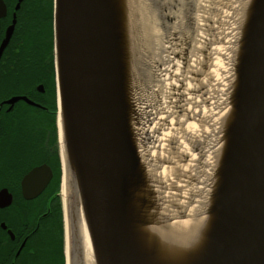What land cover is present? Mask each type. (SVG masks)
<instances>
[{
	"label": "water",
	"instance_id": "95a60500",
	"mask_svg": "<svg viewBox=\"0 0 264 264\" xmlns=\"http://www.w3.org/2000/svg\"><path fill=\"white\" fill-rule=\"evenodd\" d=\"M127 2L53 0L59 155L61 128L77 193L61 201L69 264L81 258L78 199L95 264H157L156 241L166 237L154 229L188 218L193 209L163 194L164 177L158 183L153 173L164 164L153 154L155 140L146 139L149 167L141 166L129 131L130 123L140 125L131 113L134 105L143 108L150 100L138 105L129 91L127 58L135 26ZM13 27L14 20L0 42V56ZM239 30L227 92L230 111L221 127L225 133L208 199L188 218L196 225L189 244L181 245L186 251L195 241L186 264H264V0H251ZM50 176L46 165L33 168L21 181L23 197L37 196ZM10 203L7 190H0V208Z\"/></svg>",
	"mask_w": 264,
	"mask_h": 264
},
{
	"label": "rangeland",
	"instance_id": "374dc122",
	"mask_svg": "<svg viewBox=\"0 0 264 264\" xmlns=\"http://www.w3.org/2000/svg\"><path fill=\"white\" fill-rule=\"evenodd\" d=\"M156 1L165 14L172 17L170 20L162 19L157 12V20L152 28L151 36L148 34L150 30L147 31L142 26L140 27L132 17V23L137 24L143 32L137 33L135 30L137 26L134 28L131 26L132 48L127 58L129 61V70H127L129 91L138 105L147 100H160V106L157 108L161 114L158 115L164 117L166 121L158 119L159 127L162 128L164 134L160 143L157 141L153 143V154L160 157L165 165L172 166L171 172L164 178L163 194L168 199L183 203L185 206L191 204L190 207H195V210L199 211L201 204L208 199L212 170L217 164L222 146L219 135L222 123L230 111L229 103L226 101L229 85L234 75L231 68L233 53L236 49L235 42L240 32L239 26L245 19L246 9L251 0ZM159 6H157L158 10H160ZM198 14L202 16L200 22H196ZM227 21L231 23L230 31L229 29L224 30ZM188 35H192L191 39L196 36L208 45V49L215 48L219 53V60L223 58L222 65L217 64L210 71L211 73L206 75L207 79L205 78L204 81L200 80L204 77L201 72L196 76L198 80L190 78L193 74L185 72L183 59L175 51L182 39H186ZM191 42L189 41V44L184 46L187 51L191 50L189 49L192 46ZM156 59L164 67L169 65L168 69H177L182 79L187 76L189 86H197L200 80L204 87L202 93L200 89L197 90L199 85L195 88L196 91L190 93L189 90L184 97L177 98L176 95L170 94L172 79L165 72L155 76L152 63ZM189 64H192L190 60H188ZM173 99L178 102L180 100L178 103L180 107H176L175 102H172ZM153 104L155 105L156 102ZM182 108H186L188 112L185 120L194 125L193 130L187 131V135L184 132L175 133L178 129L175 117L182 116L185 112L181 110ZM156 121L157 117L154 118V122ZM59 167L61 168L60 157ZM61 174L62 171L58 183L60 204L62 201ZM12 216L15 217L13 219H17L19 214L13 211ZM62 253L63 264H66L64 231L62 232Z\"/></svg>",
	"mask_w": 264,
	"mask_h": 264
},
{
	"label": "flooded vegetation",
	"instance_id": "af4514ba",
	"mask_svg": "<svg viewBox=\"0 0 264 264\" xmlns=\"http://www.w3.org/2000/svg\"><path fill=\"white\" fill-rule=\"evenodd\" d=\"M0 2L3 4L0 5V42L14 20L7 44L15 34L12 49L22 42L20 38L29 23L33 26L37 20L46 21L48 17L47 0H21L17 8L18 0ZM49 40L47 32L37 39L39 61L13 59L11 54H4L7 46L0 56V190H7L11 196V203L0 208V264H37L38 198H53L59 194V189L54 188L61 168H57L60 156L56 88L54 64L47 50ZM15 97L26 100L18 98L11 104L6 102ZM40 165H46L51 176L37 196L25 199L21 181ZM13 211L19 214L17 219H13Z\"/></svg>",
	"mask_w": 264,
	"mask_h": 264
},
{
	"label": "bare ground",
	"instance_id": "6f19581e",
	"mask_svg": "<svg viewBox=\"0 0 264 264\" xmlns=\"http://www.w3.org/2000/svg\"><path fill=\"white\" fill-rule=\"evenodd\" d=\"M127 3H128V7L130 8L133 21H136L140 25V27L142 26L145 30L147 31L150 30L148 33L150 34V36L153 32L152 28L154 26V23L157 20L156 19L157 12H159V15L161 16L162 19L167 18L168 20H170L172 17L167 13L165 14V11H163V9L160 8L161 6H159L161 11L158 10L157 9L158 5H156L155 0H128ZM196 18H197L196 22H200L202 20V16L199 14L197 15ZM134 26H137V28L135 29L137 33L143 32L137 24H134ZM228 29L229 31L231 29V23L229 21H227V24L224 27V30H228ZM191 38H192V35L190 36L188 35L186 39H182L181 43L179 44V47L177 48V50L175 49V51L176 53L178 52V54H180V57L183 59L182 63L184 64L185 72L188 74H193V77H190V78L192 80L194 79L198 80L196 76L198 75L199 72H201V74H203L204 77H201L200 80L204 81L205 78L207 79L206 75L210 74L211 73L210 71H212L213 68L217 66V64L219 66L222 65L223 58H220L219 60L218 51L215 48L208 49L207 48L208 45L202 42L200 39H197L196 36L194 39H191ZM137 40L140 41V39L138 38ZM189 41L190 42L192 41L191 42L192 46L191 48H189L191 50L187 51L184 48V46L188 45ZM238 54L236 53L237 55L236 58H238ZM171 60H173V58H171ZM188 60H190L192 64L188 65ZM175 64H177L176 61H175ZM152 65H154L153 69L155 72V76L158 74L161 75L163 74V72H165V74L171 77L173 85H172V88H171L172 91L170 94H173L174 96L176 95L177 98L184 97L185 94L189 93L188 92L189 90H190V93H192V91H196L195 88L198 87L199 85L200 86L197 88V90L200 89L202 93V88L204 87H202V83L200 80L198 81L199 84H197V86L196 85L189 86V83H188L189 78L185 76V78L182 79L181 74L179 75L177 73V69H174V70L168 69L167 67L169 65L167 67H164L160 65V62L157 59L152 63ZM232 84L233 83L231 81V86ZM153 102H156V104L154 105ZM172 102H175L176 107H180V105H178V103H180V100L178 102V100L174 101L173 99ZM157 106L159 108L160 100L153 99L151 101H147L146 103H144L143 108H141L140 106L136 107V105H134V108H132L131 110L132 111L131 113H133V115L135 116L134 119H136V122L138 123L137 125L139 124L140 125L135 126L132 123H130L129 131L133 136L134 143L137 144L136 146L137 153H138L137 155L139 157L140 164L141 166L145 165V167L148 166L147 156H148V149H149V146L146 145V139H149L150 137H152V140H155L158 143H160L162 136L164 134L162 132L163 131L162 128L159 127L158 119H161L163 121L165 120V118L164 117L162 118L158 115L161 113L158 112L159 109L157 108ZM187 109L186 108L181 109L182 111H185L184 113H182V116H178V117L174 116L177 120L176 123L178 124V129L175 130V133L177 134L184 132L185 135H187L186 134L187 131L189 132L190 130H193L194 128V125L192 122H188L185 120V117L188 115ZM155 117H157V121L153 122V124L149 126V124L152 122V120ZM170 121L172 120L170 119ZM145 122L148 123L147 128H146ZM220 132L222 134L220 133L219 137L225 133L224 127L220 129ZM143 145H145V147ZM60 154H61L60 157H61V162H62V175H61L60 190H61V197H62L63 203H65L66 199L68 198L71 192L76 193V183H75V179L73 176V172L71 168L69 167L67 160H66L65 150L62 144L61 128H60ZM149 159H150V162L155 161L154 157L149 158ZM171 169H172V166L170 167L164 164H159V166L156 165L153 173H155L154 174L155 178L158 179L157 182L159 183L160 182L159 180L162 181L160 177L165 178L169 174V172H171ZM77 203H78V209H79L78 227H79V232H80L79 240H80V255H81V258L78 264H95L92 243H91V240L88 234V230L85 224L84 217L82 215L81 204L79 202V199L77 200ZM188 213H189L188 214V218H189V215H193L194 208L193 209L190 208ZM155 216L157 217L158 215L155 214ZM139 217L141 218V215H139ZM140 218L138 219L134 218V220H140ZM188 218L171 222L170 224L165 226L163 230L162 228L154 229V231L157 230L160 234H162L164 238L166 237V239H164L163 241L161 240L158 242L156 241V243L159 246L158 249L160 250L157 253L158 256L156 255L157 264H172V263L175 264V262H178V261H179L178 264L180 262L181 263L184 262V264H186V261L188 260V257L190 256L191 250H194L193 248L195 247V241L193 243L192 241H190L191 249L186 250V251L184 250L186 248L182 247L181 245L186 244V243L189 244V240H191L190 237L194 233L193 232L194 226L196 225V221L188 219ZM200 222H202V220L197 221V223H200ZM66 225H67V219L65 215V227ZM131 234L133 236L132 232ZM132 236H131V239L133 238ZM67 237H66V242H67ZM66 264H69V258L67 256V249H66Z\"/></svg>",
	"mask_w": 264,
	"mask_h": 264
},
{
	"label": "trees",
	"instance_id": "16d2710c",
	"mask_svg": "<svg viewBox=\"0 0 264 264\" xmlns=\"http://www.w3.org/2000/svg\"><path fill=\"white\" fill-rule=\"evenodd\" d=\"M49 4L48 17L46 21L37 20L34 25H27L25 28L26 33L24 34L22 42L12 49L11 44L15 40V34L12 37L9 45L7 46L4 54L10 55L11 58L18 61L32 60L39 61L40 47L37 46V39L41 34L47 32L49 44L47 50L50 52V58L52 59V12L51 4L52 0H47ZM40 8V7H39ZM42 30V31H41ZM57 164V168H58ZM59 172V170H58ZM59 174L57 173L56 181L54 184L55 190L58 189ZM38 260L37 264H63V253H62V210L59 197H39L38 198ZM42 213H46L42 216Z\"/></svg>",
	"mask_w": 264,
	"mask_h": 264
}]
</instances>
